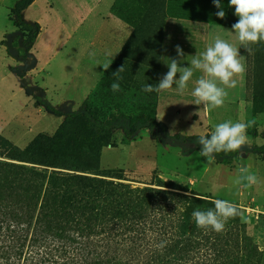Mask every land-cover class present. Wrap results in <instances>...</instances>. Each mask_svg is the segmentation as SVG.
<instances>
[{
	"label": "rangeland",
	"instance_id": "obj_1",
	"mask_svg": "<svg viewBox=\"0 0 264 264\" xmlns=\"http://www.w3.org/2000/svg\"><path fill=\"white\" fill-rule=\"evenodd\" d=\"M18 1L0 0V134L23 149L39 134L52 136L63 122L46 104L67 115L93 94L99 107L107 106L113 114L116 107L131 116L146 113L164 123L172 135L210 138L220 123L249 124L247 143L229 166L215 159L209 162L200 151L184 154L181 147L163 146L146 132L127 140L117 131L112 147L81 158L88 168L123 171L135 187H146L160 178L203 197L229 201L239 209L249 236L264 252V153L251 151L255 142H264V77L252 65V49L258 43L250 44L252 51L247 52L232 29L238 20L229 0H220L223 19L216 16L221 9L213 0H113L103 22L102 13L99 17L95 13V1L101 5L102 0H35L24 11L23 20L39 24L41 33L27 60L17 51L22 50V35L12 9ZM217 38L239 50L246 69L234 77L236 87L225 88L222 107L195 104L192 91L205 76L200 70L194 69L183 94L176 84L167 91H142L146 85H158L169 70L170 59H176L181 68L192 67V59ZM177 45L183 56L178 55ZM110 62L105 71L102 65ZM122 66L123 71L117 72ZM108 71L110 87H105ZM113 83L120 85V91H112ZM242 169L258 182L251 187L245 186L246 181L235 184L245 175Z\"/></svg>",
	"mask_w": 264,
	"mask_h": 264
},
{
	"label": "trees",
	"instance_id": "obj_2",
	"mask_svg": "<svg viewBox=\"0 0 264 264\" xmlns=\"http://www.w3.org/2000/svg\"><path fill=\"white\" fill-rule=\"evenodd\" d=\"M34 2L19 0L12 9L22 35V50H15L23 60L41 33L39 24L23 20ZM252 50V65L264 77V42ZM95 98L67 115L46 104L63 122L52 136L39 134L23 149L0 134V264H264L240 214L222 233L195 225L193 211L214 209L215 199L160 178L135 187L123 171L88 168L81 157L112 147L117 131L127 140L146 132L184 154L203 148L199 137L172 135L146 113L131 116L116 107L113 114ZM251 151L264 153V147ZM240 154L213 155L229 166Z\"/></svg>",
	"mask_w": 264,
	"mask_h": 264
},
{
	"label": "clouds",
	"instance_id": "obj_3",
	"mask_svg": "<svg viewBox=\"0 0 264 264\" xmlns=\"http://www.w3.org/2000/svg\"><path fill=\"white\" fill-rule=\"evenodd\" d=\"M213 3L218 9H221L220 0H213ZM229 7H234L235 15L239 17L238 22L232 25V29L238 34L240 44L247 52L251 53L250 44L264 42V0H229ZM216 16L223 19L225 12L221 9L216 13ZM176 51L178 55H184L179 45L176 46ZM240 56L237 48L217 38L213 46L207 47L206 51L192 59V67L181 68L176 59H170V63H168L169 70L158 85L155 87L146 85L142 91H167L176 84L177 91L183 94L194 75L195 69L202 71L207 77L201 76L196 81V87L192 91L195 104L203 103L206 108L213 109L222 107L224 98L227 96L225 88L236 87L237 80L234 77L241 76L246 70ZM110 65L111 62L102 66L107 71ZM122 71L123 66L117 70V72ZM177 73H179L178 79H176ZM111 88L113 92L120 91L118 83H113ZM249 126L246 123H233L232 121L216 125L210 138H208L209 136L199 137L198 143L203 145L199 155L206 157L211 162L215 159L214 153H230L240 150L247 143L246 130ZM241 172L245 175L236 179L235 184L239 185L246 181L245 186L251 187L258 182L255 175L247 174V169H242ZM213 203L215 205L214 209L195 210L192 217L198 228H210L216 233H222L225 230L226 222L240 213L238 208L227 200L216 199ZM158 247L163 248L164 244Z\"/></svg>",
	"mask_w": 264,
	"mask_h": 264
},
{
	"label": "crops",
	"instance_id": "obj_4",
	"mask_svg": "<svg viewBox=\"0 0 264 264\" xmlns=\"http://www.w3.org/2000/svg\"><path fill=\"white\" fill-rule=\"evenodd\" d=\"M102 1H104L101 5H98V1H95V3L97 2V4H96V6H95V13H102V15L100 16V20H101V22H103L104 21V16L107 14V12H109V10H110V8H111V5H112V2H113V0H102ZM36 2V1H35ZM35 2H34V5H35ZM99 15L100 14H98V17H99ZM103 19V20H102ZM93 33H96V31H94ZM93 39H94V34H93V36H91V42L93 41ZM90 42V43H91ZM5 51V50H4ZM91 51H94L93 50V48H92V50ZM94 54H95V52H94ZM102 55V54H101ZM100 56V53H99V51L98 50H96V56L94 57L95 59H97L96 57H99ZM53 60V59H52ZM52 62V61H51ZM51 62L50 63H47V65L50 67V65H51ZM93 62V61H92ZM39 87H41V86H39ZM42 88V90L44 89V90H46V92H48V89L47 88H43V87H41ZM59 91V90H58ZM256 143V146L257 147H263V145H264V142H255Z\"/></svg>",
	"mask_w": 264,
	"mask_h": 264
}]
</instances>
